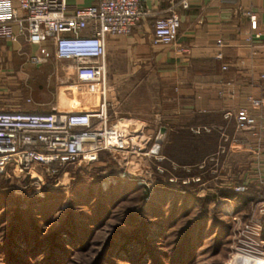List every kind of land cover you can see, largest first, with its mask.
Instances as JSON below:
<instances>
[{"label":"rangeland","instance_id":"rangeland-1","mask_svg":"<svg viewBox=\"0 0 264 264\" xmlns=\"http://www.w3.org/2000/svg\"><path fill=\"white\" fill-rule=\"evenodd\" d=\"M9 45L13 50L18 49V43ZM144 47L148 49V57L143 56L142 45L134 44L132 48L135 52L128 57L113 59L112 56L109 61L112 67L109 65L107 69V84L113 87L114 98L122 104L118 117L147 120V124L152 128L151 132L155 133L160 125L158 117L162 115L163 110H171L172 103L176 100L177 91L173 82L178 77L170 71L171 69L161 65V54L172 53L170 47L158 46L154 51L146 45ZM6 48H0L1 110L23 107L46 112L52 108L62 112L80 110L92 114L98 111L102 102L101 85L78 84L74 80H68L67 77L73 74L68 63L57 62L54 58L49 59L44 63L46 66L39 70L30 65L26 70L22 69L24 74L17 75L12 66L18 65L21 57L14 53L7 56ZM116 65L137 68L121 72L116 69ZM14 77H17V80H14ZM18 79H23V82ZM191 114L193 120L200 118L196 113ZM215 122L221 126L216 120L211 123ZM140 127L129 125L132 130ZM232 131V123H229L224 132ZM220 144L226 145L221 139L217 145ZM215 153L196 164L195 169L192 165L178 167L175 163L166 167L163 164L164 158L161 162H156L164 170L162 174L156 172L157 164L150 159H123L119 154H104L102 161L90 166L69 167L68 173L58 184L46 182L40 187L30 184L29 179L22 174L14 175L9 172L7 176H1L0 181L8 183L21 211H17L14 206H6L4 195H0V217L3 215L0 219V236L4 231L2 227L11 222L15 213H18V222L20 221L22 226L29 229L30 224L35 225L40 236L55 230L64 217L63 211L70 208L72 202L67 197L59 206L57 203L49 206L46 201H41L44 199L42 191H66L73 182L71 172L74 171L81 173L77 179L74 178L76 186L88 188L95 180L102 191L112 187V194L100 200L105 206L100 224L91 219L92 213L97 209L96 200H89L87 206L80 207L82 214L86 216L84 224H90V238L84 249L72 248L69 260L63 264H92L114 230L122 229L128 233L133 229L124 223L129 214L137 216L138 221L150 220L157 225H163L166 233L163 247L166 248L167 242L172 243L177 239L188 222L199 220L204 210L209 221L206 220L203 228H198L191 235L189 264H250L256 257H264V183H249L241 179L246 170L244 166L252 161L248 159L252 153L245 148L237 147L218 155L216 165L209 162V158L216 156ZM123 172L125 176L122 178L119 175ZM146 172L151 173L153 177L149 189L136 184ZM117 178L120 179L118 184ZM169 178H176L177 181L169 183ZM196 178L199 181H195ZM183 180L188 183L183 185ZM144 192L147 193L146 198L142 196ZM230 192L247 196L249 201L236 207L230 198L226 197ZM36 198L40 201L35 200ZM210 218L219 223L213 231ZM255 244L259 245L257 253L249 251ZM25 260L34 264L30 257ZM0 264H5L1 254Z\"/></svg>","mask_w":264,"mask_h":264},{"label":"built area","instance_id":"built-area-1","mask_svg":"<svg viewBox=\"0 0 264 264\" xmlns=\"http://www.w3.org/2000/svg\"><path fill=\"white\" fill-rule=\"evenodd\" d=\"M147 1L95 0L94 5L67 14L65 0H0V40L16 42L23 35L29 45L39 48L38 55L29 57L32 64L46 63L51 58L67 62L73 71L68 80L99 84L102 88V102L93 114L80 110L62 112L56 108L48 112L0 110V177L9 172L22 174L30 184L40 187L46 182L58 184L69 167L96 163L102 152L119 154L123 159L147 158L155 163L164 159L160 153L164 140L160 130L151 136L141 127L132 130L131 123L122 118L116 119L113 125L106 111V39L129 36L137 24L151 15L145 6ZM169 1L171 6L153 20L151 42L155 46H170L178 35L180 17L173 6L174 0ZM179 7L187 9L189 0H179ZM247 17L253 37L258 38L256 16L247 13ZM12 25L18 27V33L11 31ZM216 57L221 59L220 54ZM250 103L258 107L260 100L252 99ZM224 118H231L238 132L264 129V123L246 108L226 112ZM201 130L209 132L211 128H194L192 132L198 134ZM221 140L225 144L234 142L225 136ZM224 153L226 146L220 144L216 156L209 158V162L216 165L217 156ZM155 169L160 174L164 171L158 164ZM119 176L123 178L125 173ZM152 178L146 172L136 184L149 189ZM168 180L169 183L177 181L176 178ZM253 246L249 251L259 252V245Z\"/></svg>","mask_w":264,"mask_h":264},{"label":"crops","instance_id":"crops-1","mask_svg":"<svg viewBox=\"0 0 264 264\" xmlns=\"http://www.w3.org/2000/svg\"><path fill=\"white\" fill-rule=\"evenodd\" d=\"M174 3L173 6L180 17V26L174 44L167 46L172 49V53L161 54V65L171 69L170 71L176 73L179 79L173 82L177 91L176 100L172 103L173 111L163 110L162 115L158 117L160 125L157 126L156 132L164 128L165 140L169 132L180 128L189 127L192 132L194 128L209 126L217 133L218 140L225 136L234 141L224 145L226 152L239 147L252 153L248 157L252 161L244 166L246 170L241 179L249 183L263 184L264 129L238 132L234 121L231 118L225 119L224 114L246 108L250 115L260 123H264V78L262 77L264 75V0H189L187 9L179 7V0H174ZM65 4L66 13L71 14L77 9L94 5L95 0H65ZM145 6L151 15L137 24L129 36L106 39L107 69L109 65L112 67L109 63L112 56L113 59L128 57L135 52L132 44L142 45L141 51L144 57H148V49L144 45L153 51L158 47L151 42L153 20L155 16L164 14L171 3L169 0H148ZM247 13L256 16L255 32L259 34L258 38L253 37L254 32L249 27ZM11 31L18 33V27L12 25ZM84 34L88 32L85 31ZM12 43H18L17 50H13L9 45ZM0 48L2 50L6 48L7 56L14 53L21 57L18 65L12 66L17 75L24 74L23 71L28 66L34 65L29 61V57L38 55L39 49L38 46L29 45L23 35L18 36L16 42L0 40ZM217 54L221 55V59L216 57ZM44 66H46L44 63L34 65L36 70ZM223 66H226L225 70L222 69ZM115 67L121 72H129L130 69L137 68L122 65ZM13 79L17 80V77ZM23 79L18 81L23 82ZM112 90L113 87L107 84L105 100L108 95L106 111L110 123L114 125L116 119L122 118L130 121L131 125L141 126L146 134L154 135L156 132H151L152 128L147 124V120L118 117L122 104L114 98ZM252 99L260 100V105L252 107L250 103ZM18 110L46 112L23 107ZM191 113L204 116L209 121L212 120L211 122L216 120L221 126L216 122L191 125L189 121H194ZM229 123H232L233 131L225 133L224 128L228 127ZM218 147L219 145L215 152Z\"/></svg>","mask_w":264,"mask_h":264},{"label":"trees","instance_id":"trees-1","mask_svg":"<svg viewBox=\"0 0 264 264\" xmlns=\"http://www.w3.org/2000/svg\"><path fill=\"white\" fill-rule=\"evenodd\" d=\"M211 121L201 116L197 120L189 121V124H208ZM217 143L218 135L212 130L210 133L201 130L199 134H193L189 127H184L169 132L160 147V153L165 158L163 164L166 167H170V163H175L178 167L185 165L194 167L204 158L215 153ZM104 154L106 153L99 154L98 161H102ZM79 176H81L80 172H71L73 182L66 191L63 189L42 191L44 199L42 198L41 201H46L49 206L55 203L59 206L67 197L72 202L70 208L63 211L64 217L55 230L40 236L35 225L30 224L29 229H26L20 221L18 222L20 220L18 213H15L6 227H2L4 231L0 236V254L5 264H33L27 262L26 257H30L34 264H63L69 260L72 248L82 250L86 247L91 234L90 224H84L83 220L86 216L82 214L80 207L87 206L89 200H96L97 209L92 213L91 219H95L100 224L103 220L101 213L105 211V206L100 200L112 194V187L102 191L94 180L90 187L80 188L75 183ZM119 181L120 179L117 178V184ZM1 194L4 195L6 206L10 208L14 206L17 211H21L19 204H16L17 198L13 196L8 183L3 180L0 181ZM142 196L146 198L147 193H142ZM226 197L230 198L236 207L249 201L247 196L233 192L228 193ZM35 200L40 201L37 198ZM210 219L211 231H213L219 223L214 218ZM206 220L208 222L209 218L204 210L199 220L188 222L183 233L172 243L167 242L165 246H168L164 248L163 240L166 233L163 225H157L150 220L138 221L137 216L129 214L124 223H127V227L132 226L133 229L128 233L122 229L114 230L92 264H189L191 235L198 228H203Z\"/></svg>","mask_w":264,"mask_h":264},{"label":"bare ground","instance_id":"bare-ground-1","mask_svg":"<svg viewBox=\"0 0 264 264\" xmlns=\"http://www.w3.org/2000/svg\"><path fill=\"white\" fill-rule=\"evenodd\" d=\"M90 46V45H89ZM89 46L87 48H89ZM130 122V121H129ZM131 123V122H130ZM251 256V255H250ZM244 261V259H243ZM246 261V260H245ZM237 264V262H236ZM245 264V263H244ZM249 264V263H248ZM250 264H264V257H256L254 261L252 260Z\"/></svg>","mask_w":264,"mask_h":264},{"label":"water","instance_id":"water-1","mask_svg":"<svg viewBox=\"0 0 264 264\" xmlns=\"http://www.w3.org/2000/svg\"><path fill=\"white\" fill-rule=\"evenodd\" d=\"M160 132L163 133L164 132V128H160Z\"/></svg>","mask_w":264,"mask_h":264}]
</instances>
